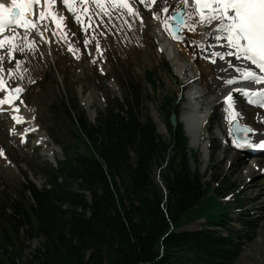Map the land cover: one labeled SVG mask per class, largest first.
Instances as JSON below:
<instances>
[{
	"label": "trees",
	"instance_id": "trees-1",
	"mask_svg": "<svg viewBox=\"0 0 264 264\" xmlns=\"http://www.w3.org/2000/svg\"><path fill=\"white\" fill-rule=\"evenodd\" d=\"M155 75L146 72L153 85ZM118 80L123 101L109 99L96 123L84 111L73 116L77 144L53 134L64 158L57 166L38 165L45 185L22 183L14 191L18 200L0 197L9 201L0 209V264H225L238 253L234 233L226 237L214 229L224 225V189L219 180L214 188L204 187L200 172L191 170L181 123L172 132L166 110L172 139L164 141L151 116L143 115L142 81L131 74ZM166 105L177 111L169 97ZM158 173L167 194L156 184ZM203 217V230L176 231ZM21 227L43 237L23 258Z\"/></svg>",
	"mask_w": 264,
	"mask_h": 264
},
{
	"label": "rangeland",
	"instance_id": "rangeland-1",
	"mask_svg": "<svg viewBox=\"0 0 264 264\" xmlns=\"http://www.w3.org/2000/svg\"><path fill=\"white\" fill-rule=\"evenodd\" d=\"M127 2L139 13L138 17L129 15L127 9L117 8L115 0H99V5L102 6H98L97 0H74L73 8L83 21V25L72 18V13L63 10L61 16L64 17V28L61 30L57 27L59 21L43 0V10L51 12L52 16L45 22L47 31L43 32V38L46 45H42L37 38L33 43L31 33H25L24 29L20 28L14 43L24 51L14 50L13 58L10 60L6 54L8 45L0 48V57H3L0 60V68L3 69L0 71V78L7 89L17 86L23 89L19 93H7L15 97L11 104H0V184H5L8 196L10 193L16 196L14 191L22 183L25 186L29 183L39 187L45 185V171L42 167L38 168L37 164L43 161L56 164V161L63 157L62 145L54 142L50 130H53L65 144L73 145L80 140L71 125L65 98L73 99V94H78L83 100L87 99L84 96L92 98V109L95 110L97 106V112H100L105 108L103 103H107L104 99L116 95L110 80L116 79L118 75L131 74L137 79L143 78L147 89L151 91L152 88L145 80V72L148 69H155L164 82L162 94L174 95L179 100L182 84L188 82L186 74H192V66L186 68L189 69L186 73L184 68L189 64L183 63V57L179 53L178 57L173 56L172 53H176L175 50L178 48L177 43L166 37L165 29L161 28L162 21H159L160 18L166 20L171 16L173 8L179 7L177 2L168 0L169 12L161 11L158 17L153 16L156 4H153L152 8L145 6L152 0H145L144 4L140 3V0ZM62 6L64 7L63 4ZM4 34L11 35L7 31ZM85 39L89 41L87 45L84 44ZM69 45L76 51H69ZM166 62L170 63L171 69L167 68ZM8 70H11V76L8 75ZM108 74L112 79L107 77ZM226 78L229 79L226 75L213 78L211 71H208L206 78L202 79V83L210 91L206 97L199 99L201 102L206 101L204 104L206 108L210 107L209 100L217 98L219 86L216 85H221ZM223 93L224 96L227 95L228 90ZM186 94L184 92V98ZM5 96L4 89H0V100ZM14 104L19 108V112L13 110ZM143 104L163 122L164 113L157 96L153 102L148 98L144 99ZM256 108L245 106L247 117L232 116L226 123L229 122L230 125L232 119H237L249 126L253 124L256 129H263L264 124L256 118L258 112ZM220 109L216 110L219 115ZM12 111L15 113L11 114ZM242 114L244 115V112ZM13 117H20L21 122L26 120L28 122L25 126L16 128L14 125L18 121ZM208 119L204 120V123L208 124L203 127L201 124L202 128L200 127L201 135L197 144L199 146H195L197 159L196 161L190 159L189 165L193 171L196 169L201 173V183L204 187L212 188L213 183L219 180L218 184L224 189L225 195L219 200L225 202H221L220 209L227 212L228 206L230 212L224 218V225L220 229L224 234L228 231L236 233L235 239L233 237L231 239L236 241L238 246V253L236 252L225 264H264V164L261 163V171L252 176L250 174H253L254 168L247 164L240 167L247 160L255 162L264 160L249 154V157L245 158L241 155L242 151L238 152L235 149V144L231 150L228 132H224L225 134L221 132L222 120L219 122L221 115L220 119L217 118L215 121L212 117L209 121ZM158 128L164 139L169 140L170 135L166 126L159 122ZM224 135L228 138L226 143ZM251 178L256 182V186L249 190L251 188L246 185ZM156 184L164 189L160 175L156 177ZM2 190L0 188V197L3 196ZM26 194L29 198L30 192L27 189ZM239 198L242 199L241 202L237 201ZM8 202L0 201V209ZM238 207L242 210L239 211ZM204 223L206 219L193 220L178 227L176 231L197 232L203 228ZM28 232V227L19 229L18 251L22 258L29 256L43 242L42 236Z\"/></svg>",
	"mask_w": 264,
	"mask_h": 264
},
{
	"label": "snow or ice",
	"instance_id": "snow-or-ice-1",
	"mask_svg": "<svg viewBox=\"0 0 264 264\" xmlns=\"http://www.w3.org/2000/svg\"><path fill=\"white\" fill-rule=\"evenodd\" d=\"M98 6L99 0H97ZM56 0H45V5H55ZM63 5L67 6V10L72 13V18L78 24L83 25L80 16L76 14V10L72 7L69 0H61ZM116 7L127 9L128 14L138 17L136 12L127 0H115ZM144 4L145 0H140ZM156 4V10L153 16L158 17L159 13L169 12L168 0H152L151 3L145 4L146 7L152 8ZM177 4L181 6L179 9L173 8V11L179 14L180 11L185 12L187 21L181 19L180 25L187 28L188 31H195L198 25L203 24L209 27L210 34L214 36L216 45H219L223 51L216 50V45H212L213 51L210 53L212 63H216L217 58L225 60V57H233L234 60H227L229 67H234L236 73H240L239 77L233 76L224 81L227 85H233L237 79H242L250 84L259 85L255 90L235 89L236 92L243 91L244 95L249 98L248 102L264 107V0H177ZM37 6L38 13H34L33 8ZM40 0H11L10 4L0 3V48L7 47V56L11 60L14 50L24 51L22 47L14 43L19 35V29L23 28L25 33H35L43 39V32L47 31L45 22L52 18L51 13L46 12L40 7ZM192 8V12L188 13V7ZM198 17V19H196ZM59 21L57 27L63 30L64 17H56ZM91 17H89V20ZM176 16H168L165 20L166 30H170L173 38L182 39L175 27L170 25L169 21L175 20ZM143 22V21H141ZM90 26V25H89ZM10 32L11 35L4 34ZM66 38V33H64ZM35 41L33 40V43ZM89 41L84 40L87 45ZM98 47V45H97ZM69 51H76L69 45ZM3 57H0L2 60ZM241 61L244 66L237 65L235 62ZM19 66V61L16 62ZM254 66V69L251 67ZM0 71H3L0 68ZM103 71V69H101ZM11 70L8 75L11 76ZM0 89H4L9 93H19L23 89L19 86L13 89H7L2 78H0ZM15 97L6 95L0 100V104L9 103ZM229 104V109L235 118L234 97L231 93L225 98ZM22 102V101H21ZM18 111V109H17ZM21 122L22 118L13 117ZM247 133L251 131L247 126L242 129ZM238 148L259 147L264 148V140L258 144L253 143L247 135L243 140H233Z\"/></svg>",
	"mask_w": 264,
	"mask_h": 264
},
{
	"label": "bare ground",
	"instance_id": "bare-ground-1",
	"mask_svg": "<svg viewBox=\"0 0 264 264\" xmlns=\"http://www.w3.org/2000/svg\"><path fill=\"white\" fill-rule=\"evenodd\" d=\"M175 1L177 2V0H175ZM40 2H41V5H40L41 7L40 6L39 7L41 9H43V7H44L43 0H40ZM60 2H61V0L60 1L56 0L55 5L47 6V8H49L51 10V12L55 18L61 16L63 10H65V7H63ZM9 3H11V1H9ZM33 9H34V11H36V13H38L39 9L37 8V6H34ZM187 12L188 13L192 12V8L190 6L187 8ZM196 19H198V17H196ZM186 21H187V16H186ZM159 29H160V26H159ZM165 32H166L165 33L166 37L169 40L175 41V43H177V46H178V49L180 52L179 54L183 57L182 58L183 63L189 64L192 66L191 71L193 73V76L199 77V83L202 82L203 78H206L208 71H211L213 78H216L218 75H226V76H228V78L233 77V76L239 77L240 73H236L234 67H229L228 64L226 63L227 60H234L233 57H225V60H220L217 58L216 63H212L211 59L209 58L210 53L213 51V48L211 46L216 45V42H215L214 36L212 34H210L209 27H206L203 24H200V25H198V27L195 31H188L187 28L183 26L182 32L179 35V36L183 37L182 39L173 38V35L170 33L169 30L165 31ZM161 33H162V30H161ZM216 50L223 51V49L219 45H216ZM181 56H180V58H181ZM235 63L237 65L244 66L243 62H241V61H236ZM242 81L245 82L242 79H237L235 83H237V82L241 83ZM194 84H196V82ZM233 85H227L226 84L225 87L223 88V91L231 89V87ZM188 86H189V84H188ZM227 86H228V88H227ZM255 89H257L256 85L251 90H255ZM7 93H8V91H7ZM231 94L232 95L234 94V92H232V90H231ZM226 97H227V95L224 96V98H226ZM83 102H84L87 110H89V112H91V113L96 112V109L95 110L92 109V100L91 99H89V100L84 99ZM210 102H211V100L209 101V103ZM251 106H252V104H251ZM253 106L259 108L260 112L257 114L256 118L259 120V122H262V124H264V107H261L257 104H253ZM191 108H192V106L189 104L187 106L186 112L182 115V119L186 122L187 132L192 136V139H191L192 146L195 147L198 144V137L200 135V127H201L202 121H203L205 116L202 115V113L204 112V111H202V109H201V113L197 114L195 112V110L191 111ZM244 115L242 117H247V113H244ZM196 116L198 118V124L196 127H194L193 125L196 122ZM232 116H233V114L227 115L226 120L229 121L230 117H232ZM235 116H238V114H236ZM229 127H230L229 122H227L226 130H228ZM250 127L254 131L253 139H252L253 143L258 144L261 140H264V128L263 129H256V127L253 124H250ZM244 156L246 157L245 154H244ZM261 163L264 164V161L255 162V161L247 160V161L243 162L240 167H242L244 164H247L250 168H254L255 170L253 171V174H250L252 176L257 171H261ZM246 186L248 188H251L249 190H252V188H254L256 186V182L252 181V178H251L249 181H247Z\"/></svg>",
	"mask_w": 264,
	"mask_h": 264
},
{
	"label": "water",
	"instance_id": "water-1",
	"mask_svg": "<svg viewBox=\"0 0 264 264\" xmlns=\"http://www.w3.org/2000/svg\"><path fill=\"white\" fill-rule=\"evenodd\" d=\"M172 15H175V16H176V19H175V20H171V25L175 27V31H176V33H177L178 35H180V32H181V25L179 24V21H180L181 19H184V20H185V12L180 11L178 15H177L176 12H174ZM171 122H172V124H173L174 126H175L176 123H177V122H176V115H175L174 113L171 115ZM245 126H246V125L237 124V122H236V126H235V128H234L233 133H234V135L236 136V139H237V140H243V138L245 137V135H247V137H249V138L251 139L253 132H252V130H251V131H248L247 133H245V131L242 130V129H244ZM247 127H248V126H247ZM248 128H249V127H248ZM165 191H166V190H165Z\"/></svg>",
	"mask_w": 264,
	"mask_h": 264
},
{
	"label": "clouds",
	"instance_id": "clouds-1",
	"mask_svg": "<svg viewBox=\"0 0 264 264\" xmlns=\"http://www.w3.org/2000/svg\"><path fill=\"white\" fill-rule=\"evenodd\" d=\"M94 123H95V122H94ZM54 165H55V164H54ZM20 190H21V187L18 188V192H20ZM26 195H27V194H26ZM30 195H31V193H30ZM31 196H32V195H31ZM13 198H14V199H17V195H16V196H13ZM17 200H18V199H17ZM7 210L9 211L10 209H7Z\"/></svg>",
	"mask_w": 264,
	"mask_h": 264
}]
</instances>
